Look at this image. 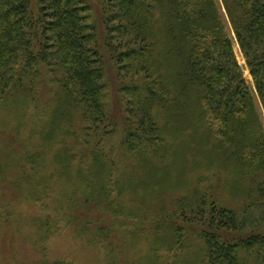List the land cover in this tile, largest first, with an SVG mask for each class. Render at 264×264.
Here are the masks:
<instances>
[{
	"label": "rangeland",
	"instance_id": "rangeland-1",
	"mask_svg": "<svg viewBox=\"0 0 264 264\" xmlns=\"http://www.w3.org/2000/svg\"><path fill=\"white\" fill-rule=\"evenodd\" d=\"M89 1L90 22L100 37L113 36L114 42L105 59V123L73 111L71 133L47 137L55 132L60 93L52 60L29 68L21 84L16 79L0 86V264H209L202 236L207 224L195 208L201 202L206 215L211 204L235 212L241 234L264 232V209L247 204L257 183L230 156L233 147L217 137L218 125L192 124L182 112L185 98L173 86L176 63L160 70L168 86L165 106L180 120L155 105L162 135L138 128L142 88L158 90L155 72L164 55L152 54L149 69L143 63L148 53L120 62L119 52L140 50L145 43L107 36L101 0ZM217 2L264 129L253 77L246 80L247 61L222 0ZM34 6L37 12V0ZM96 150L103 152L106 171L94 170L92 180L86 174ZM107 181L109 199L97 191ZM239 256L241 264L242 257L244 264H256L249 254Z\"/></svg>",
	"mask_w": 264,
	"mask_h": 264
},
{
	"label": "trees",
	"instance_id": "trees-1",
	"mask_svg": "<svg viewBox=\"0 0 264 264\" xmlns=\"http://www.w3.org/2000/svg\"><path fill=\"white\" fill-rule=\"evenodd\" d=\"M37 1L39 10L35 12L34 0H0V86L16 79L21 84L20 75L29 68L52 60L59 73L60 93L52 123L55 132L50 130L47 137L71 133L73 111L105 123L103 80L106 51L114 47L113 36L98 35L90 22L89 0ZM222 2L264 108V0ZM100 7L107 36L119 34L145 43L140 50L119 52L120 62L148 53L147 62H143L148 68L152 54L164 55L165 62L155 72L158 90L142 88L138 128L157 133L156 137L162 135L155 105L169 112L168 117L170 111L165 106L168 86L161 76L165 71L160 68H174L176 63L173 86L185 98L182 112L187 121L218 125L217 137L233 147L230 156L241 161L243 174L257 183L255 197L248 198L247 204L264 209V129L217 0H101ZM171 118L180 120L175 114ZM213 126H209L210 133ZM135 136L129 133V139ZM102 155L101 150L91 153L88 178L95 180L94 170L105 173ZM110 188L108 181L101 185L97 190L100 197L109 199ZM204 205L201 202L195 208L200 207L207 224L202 236L209 247V264H241V252L253 256L256 264H264V232L241 234L235 212L211 204L206 215Z\"/></svg>",
	"mask_w": 264,
	"mask_h": 264
},
{
	"label": "bare ground",
	"instance_id": "bare-ground-1",
	"mask_svg": "<svg viewBox=\"0 0 264 264\" xmlns=\"http://www.w3.org/2000/svg\"><path fill=\"white\" fill-rule=\"evenodd\" d=\"M242 61V60H241ZM245 76H246V80L247 81H251V74L249 73V71L247 69H245Z\"/></svg>",
	"mask_w": 264,
	"mask_h": 264
}]
</instances>
